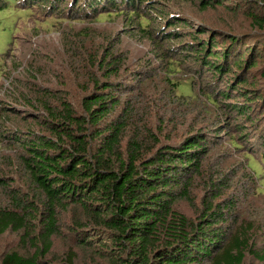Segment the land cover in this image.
Masks as SVG:
<instances>
[{
    "label": "trees",
    "instance_id": "16d2710c",
    "mask_svg": "<svg viewBox=\"0 0 264 264\" xmlns=\"http://www.w3.org/2000/svg\"><path fill=\"white\" fill-rule=\"evenodd\" d=\"M9 1L0 0V11L8 7ZM12 1L24 6L28 3L26 9L34 10L29 4L34 5L35 0ZM78 1L72 0L67 10L73 19L106 9L103 0H83L81 7H77ZM154 1L157 0H126L125 4L129 3L132 14L139 15L141 6ZM201 1L208 7L220 0ZM254 1L264 7V0ZM148 11L140 14L142 20L152 21V12ZM251 19L256 28L264 30V13H252ZM142 30L149 32L144 26ZM247 40L248 43L244 37L224 39L223 52L213 45L214 40L206 46L187 47H195L201 66L208 65L215 71L214 77L218 78L217 72H227L229 76L232 67L228 60L240 69L236 73L239 76L227 82L229 89L234 88L236 81L254 86L237 87L246 103L225 105L256 123L251 105L261 103L264 108V92L259 95L257 88L258 76L264 78L257 61L264 57V38ZM242 46L247 50L242 51ZM202 52L209 53V57L200 56ZM87 62L93 66L83 85L81 111L59 92L36 86L34 99L26 102L31 110L22 113L14 109L25 124L31 120L33 126L15 132L0 130V153L6 141L32 191L25 193L0 179L1 188L6 190L2 198L7 199L0 205V233L20 235L25 250L4 253L0 264H53L49 259L53 240L64 238L65 231L74 247L66 255L67 264H73L81 252L88 264H244L247 254L264 263V250L258 251L252 242L253 227L242 224L234 228L231 218L235 216V197L227 195L230 187L224 176L207 179L203 210L197 218L179 208L181 201L191 199L197 180L206 175L204 164L214 138L191 132L180 143L171 145L159 144L148 131L131 133L135 111L134 106L129 108V103L123 101L128 87L126 80L120 78L126 61L107 51L103 56L88 57ZM172 64V71H182L180 63ZM249 72L252 76L248 81ZM193 83L190 77L178 89L176 83L171 85L183 97L182 85L191 84L194 92ZM228 93L221 95L226 97ZM207 100L212 106L222 104L212 95ZM9 116L2 107L0 124L6 125ZM236 138L233 137L232 145L240 149Z\"/></svg>",
    "mask_w": 264,
    "mask_h": 264
},
{
    "label": "rangeland",
    "instance_id": "374dc122",
    "mask_svg": "<svg viewBox=\"0 0 264 264\" xmlns=\"http://www.w3.org/2000/svg\"><path fill=\"white\" fill-rule=\"evenodd\" d=\"M71 1L35 0L34 5L29 4L34 8L29 12L28 3L24 6L10 0L8 7L0 11V109L4 107L10 114L7 124H0V130L6 128L15 132L27 125L33 126L31 120L25 124L14 109L22 113L31 110L26 102L36 95V86L59 92L81 111L85 96L83 85L93 66L87 62L88 57L113 51L126 61L120 78L126 80L128 87L122 95L123 101L129 103V108L134 106L131 133L146 134L148 131L159 144L171 145L180 143L191 132H202L214 138L204 164L206 175L197 180L191 199L181 201L180 210L197 218L203 210L207 179L218 180L224 176L230 187L227 195L235 197V216L231 218L234 228L251 225L252 242L258 251L264 250V108L261 109V103L251 105L256 123L249 122L248 115L228 109L225 104L246 103L237 91L238 86L250 89L254 85L236 81L234 88L229 89L227 82L239 76L236 73L240 69L228 60L232 67L229 76L227 72H217L218 78L214 77L215 71L208 65L201 66L195 47H187L206 46L214 40L213 45L223 52L224 39L244 37L248 43L249 37L264 38V30L256 28L251 19L252 13L262 15L264 7L254 0H220L208 7L203 6L201 0H157L149 6H141L138 15L132 14L126 0H103L106 9L73 19L67 15ZM78 2L77 7H81L83 0ZM148 10L152 12V21L141 18L140 14ZM176 22L180 24L173 25ZM141 25L149 32L143 31ZM208 47L212 49L213 46ZM241 50L247 48L242 46ZM205 54L208 58L206 52L200 56ZM242 55L244 59V53ZM173 61L182 65L180 73L172 71ZM257 61L264 71V57ZM252 72L247 74V80ZM190 77L194 79V92L191 84H183L184 96L180 97V91L175 92L171 84L176 83L178 89L180 83ZM257 86L258 94L263 95L261 75ZM222 92H229L228 96L221 95ZM209 95L222 104L210 105ZM15 98L22 103H16ZM233 137H237L240 149L233 147ZM5 143L0 153V179L25 193H32L15 153ZM1 187L0 205L7 202L2 198L6 190ZM65 233L64 238L53 240L49 258L53 264H67L66 255L74 248L67 231ZM12 249L25 252L20 235L0 233V256ZM73 264L88 263L81 252ZM244 264L264 263L247 254Z\"/></svg>",
    "mask_w": 264,
    "mask_h": 264
}]
</instances>
